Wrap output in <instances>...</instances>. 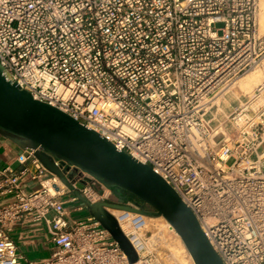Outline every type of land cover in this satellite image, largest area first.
I'll list each match as a JSON object with an SVG mask.
<instances>
[{
    "label": "built area",
    "instance_id": "obj_1",
    "mask_svg": "<svg viewBox=\"0 0 264 264\" xmlns=\"http://www.w3.org/2000/svg\"><path fill=\"white\" fill-rule=\"evenodd\" d=\"M259 16L260 0H0V64L35 99L150 165L224 264H264V81L228 121L211 113L223 88L264 67ZM15 157L19 167H0V264H177L153 249L146 215L108 209L135 263L95 217L72 215L86 209L76 191L126 204L91 174L53 156L67 185L35 150ZM40 224L54 248L23 263L8 230Z\"/></svg>",
    "mask_w": 264,
    "mask_h": 264
},
{
    "label": "water",
    "instance_id": "obj_2",
    "mask_svg": "<svg viewBox=\"0 0 264 264\" xmlns=\"http://www.w3.org/2000/svg\"><path fill=\"white\" fill-rule=\"evenodd\" d=\"M0 136L22 150H35L44 167L67 185L54 157L91 174L113 192L114 200L126 202L91 203L78 191L75 193L87 212L117 241L130 263H135L138 255L109 208L150 218L163 217L180 236L195 264H224L194 213L150 165L118 150L108 139L58 107L35 99L6 74L1 64Z\"/></svg>",
    "mask_w": 264,
    "mask_h": 264
},
{
    "label": "crops",
    "instance_id": "obj_3",
    "mask_svg": "<svg viewBox=\"0 0 264 264\" xmlns=\"http://www.w3.org/2000/svg\"><path fill=\"white\" fill-rule=\"evenodd\" d=\"M19 147L15 145L13 142L8 139L0 136V167H5L7 165H11L15 168L19 167L18 162L16 161L15 155L19 152ZM37 184L31 183L28 188H35ZM8 199L6 196H0V203L4 202ZM83 203L80 201L77 205H82ZM70 209L72 206L69 205ZM87 211L86 209L83 211ZM79 213L73 212L74 217H82L78 216ZM90 215L88 212L85 216ZM9 234L12 236L14 241L17 243L19 252L26 257L27 260L32 261H40L46 256H43L41 259H33L32 253L40 250L41 253L45 254L47 251L49 254L54 248V244L50 239L49 234L46 232L45 226L43 224L40 225H27V226H15L8 230Z\"/></svg>",
    "mask_w": 264,
    "mask_h": 264
},
{
    "label": "bare ground",
    "instance_id": "obj_4",
    "mask_svg": "<svg viewBox=\"0 0 264 264\" xmlns=\"http://www.w3.org/2000/svg\"><path fill=\"white\" fill-rule=\"evenodd\" d=\"M260 32L261 34L264 33V0H260ZM264 81V74L263 70L257 66L243 76L238 78L235 82H233L229 87L223 88V92H221V96L225 95L229 92L232 88L238 87L240 91L244 94H249L256 86ZM220 97L217 99L219 100ZM162 219V218H161ZM150 221H159V218H150ZM163 223H161L158 228H153V230L149 231L150 242L152 244L153 249L163 250L166 249L171 253L170 255L174 257V259L178 260L180 264H186L184 262V258H181L180 253L186 254L189 263L188 264H195L193 259L191 258L190 254L188 253L182 239L178 236L174 229L171 228V225L165 220L162 219ZM166 250V251H167Z\"/></svg>",
    "mask_w": 264,
    "mask_h": 264
},
{
    "label": "rangeland",
    "instance_id": "obj_5",
    "mask_svg": "<svg viewBox=\"0 0 264 264\" xmlns=\"http://www.w3.org/2000/svg\"><path fill=\"white\" fill-rule=\"evenodd\" d=\"M259 24H260V19H259ZM222 24H218L217 28H221ZM262 70H263V74H264V67L263 66H259ZM243 76V75H242ZM240 78V77H239ZM223 92V91H222ZM245 95H247L246 93L244 94L242 91H240L238 89V87H234L232 88L229 92H227L225 95H223L222 97L221 94L219 95L220 99L217 100L218 98H216V102H215V106L212 109L211 113L213 115H215L217 117V119L214 121L216 125H219V123L228 121V117L233 113V111L236 110V108L239 106L240 100L244 99ZM87 211L85 212H81L78 214V216H82L85 217ZM159 221H150V228L153 230V228H158V226L163 223L162 219H164L163 217H158ZM162 218V219H161ZM151 230V231H152ZM165 249H157L158 252L162 253V254H166L167 256H169V262H175L177 264H180V262H178V260L174 259V257H172L170 254V252L166 249V247H163ZM167 250V251H166ZM33 255V259H41L43 258V256L48 257L50 254L45 251V254L41 253L40 250H37V252L32 253ZM181 258H184V262L186 264L189 263V259L187 257L186 254H182L180 253ZM26 257L24 256L22 262L25 263Z\"/></svg>",
    "mask_w": 264,
    "mask_h": 264
},
{
    "label": "flooded vegetation",
    "instance_id": "obj_6",
    "mask_svg": "<svg viewBox=\"0 0 264 264\" xmlns=\"http://www.w3.org/2000/svg\"><path fill=\"white\" fill-rule=\"evenodd\" d=\"M122 201V200H121ZM122 202H124V201H122ZM126 203V202H125ZM127 204V203H126Z\"/></svg>",
    "mask_w": 264,
    "mask_h": 264
}]
</instances>
